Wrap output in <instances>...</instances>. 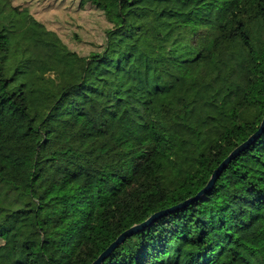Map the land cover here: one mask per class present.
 Instances as JSON below:
<instances>
[{"label":"trees","instance_id":"trees-1","mask_svg":"<svg viewBox=\"0 0 264 264\" xmlns=\"http://www.w3.org/2000/svg\"><path fill=\"white\" fill-rule=\"evenodd\" d=\"M263 117L264 0H0V264H91ZM100 264H264V131Z\"/></svg>","mask_w":264,"mask_h":264},{"label":"water","instance_id":"water-1","mask_svg":"<svg viewBox=\"0 0 264 264\" xmlns=\"http://www.w3.org/2000/svg\"><path fill=\"white\" fill-rule=\"evenodd\" d=\"M263 131H264V117L262 119V122H261L259 128L254 133H252L245 141H243L237 147H235L229 153V155L225 159H223V161L214 169V171H213L211 177L209 178L207 184L196 195H194V196L186 199L185 201H183L177 205H174L170 208L157 211V212L153 213L150 217H148L145 221H143L141 223H137V224L131 226L130 228L126 229L91 264H100L119 244L124 242V240L127 238V236H130L134 233H137V232L145 229L146 227L151 225L153 223V221H155L160 216L167 214L171 211L177 210L180 207L187 205V204L193 202L194 200L198 199L202 195H205L206 193H208L213 188L215 181L217 180L218 176L223 171V169L227 166V164L233 158H235L237 155H239L244 149L249 147L254 141H256L260 137V135L263 133Z\"/></svg>","mask_w":264,"mask_h":264},{"label":"rangeland","instance_id":"rangeland-1","mask_svg":"<svg viewBox=\"0 0 264 264\" xmlns=\"http://www.w3.org/2000/svg\"><path fill=\"white\" fill-rule=\"evenodd\" d=\"M61 7L63 8V6H61ZM82 18H85V17H80V22L83 23L84 25H86V22H85L86 19H85V21H83ZM81 26H82L81 24H76L75 28H79ZM79 31L84 34L85 33V28L79 29ZM4 238H5L4 229L0 227V244H2L4 242Z\"/></svg>","mask_w":264,"mask_h":264}]
</instances>
